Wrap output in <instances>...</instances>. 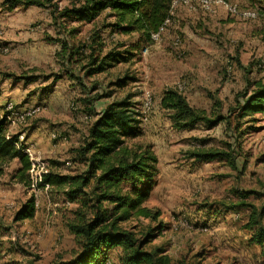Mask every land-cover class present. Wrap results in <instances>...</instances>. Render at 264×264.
<instances>
[{
  "label": "rangeland",
  "instance_id": "obj_1",
  "mask_svg": "<svg viewBox=\"0 0 264 264\" xmlns=\"http://www.w3.org/2000/svg\"><path fill=\"white\" fill-rule=\"evenodd\" d=\"M67 1L58 0V6ZM242 1L229 0L258 12V1L252 6ZM112 21L100 15L97 26ZM79 27L80 35H84L91 25ZM55 32L47 9L28 6L10 10L0 0V77L14 73L38 78L27 87L32 97H36V91L43 94L50 89L53 78L46 77L60 73L54 54L58 45L46 40ZM101 35L107 46L118 47L119 51L131 49L132 56L90 78L70 81L62 76L53 99L59 107L38 105L40 110L34 116L9 126L8 133L18 136L19 131L42 125L38 138L49 149L39 151L30 142L32 155L45 163L47 173L77 174L84 167L77 162L75 151L93 120L89 111L97 113L110 101L130 97L138 113L139 136L128 143L149 145L157 158L153 186L144 205L158 211L159 216L153 222L141 220L155 229L147 247H159L173 260L187 263L264 264V240L262 246L252 242L254 230L244 228L249 208L239 204L249 203L258 209L264 205V115L255 114L254 121L243 123L241 129L246 132L240 138L241 153L236 155L238 168L232 170L225 161H197L190 156L198 150L222 149L231 141L223 122L212 128L198 123L191 130H177L159 105L162 89L180 86V92L195 108L207 112L214 109L225 115L235 107L236 95L245 89L251 91L248 83L264 77L262 18L258 15L246 20L230 16L222 8L208 13L198 6L189 10L180 5L156 43H146L136 33L111 35L104 30ZM120 78L125 80L122 86L110 84ZM146 90L152 105L142 114ZM84 98L90 102H83ZM12 102L17 107L22 105ZM53 130L56 137L51 139ZM18 166L17 159L0 166V262L56 264L69 259L76 244L65 221L74 206L62 191L48 184L47 189L39 184L31 187L29 170V186L11 179ZM29 198L38 205H34L33 217L16 221V212ZM260 222L264 227V214ZM118 252V248L106 251L101 264H121Z\"/></svg>",
  "mask_w": 264,
  "mask_h": 264
},
{
  "label": "trees",
  "instance_id": "obj_2",
  "mask_svg": "<svg viewBox=\"0 0 264 264\" xmlns=\"http://www.w3.org/2000/svg\"><path fill=\"white\" fill-rule=\"evenodd\" d=\"M243 1H248L251 6L254 1H258V15L264 20V0ZM171 2L68 0L64 6H58V0H2V4L10 10L36 6L49 11L56 34L46 40L59 45L55 58L60 73L46 77H53V80L62 76L75 80L90 78L109 71L117 63L127 61L133 51H119L118 47L107 46L102 32L108 29L111 34L136 33L140 40L149 43L150 34L170 18ZM100 15L106 19L112 18L113 21L97 26ZM82 24L91 25L84 35H80L79 31ZM2 76L24 82L35 80L33 76L14 73H3ZM111 83L122 86L125 80L120 78ZM248 86L252 87L251 91L245 89L239 92L235 98V107L229 108L225 115L214 109L207 112L191 106L176 88H167L162 92L159 105L167 112L175 129L191 130L198 123H204L209 128L221 122L225 125V134L231 141L225 142L222 149L194 151L190 153L191 158L197 161H225L229 168L237 170L236 158L241 153L240 138L246 132L241 127L245 122L254 121L255 114L264 115V77L253 80ZM83 102L89 103L90 99L84 98ZM90 111L88 115L93 120L75 151L77 162L84 167L82 172L73 175L48 172L38 185L41 187L48 184L62 191L65 200L74 206L69 210L70 217L65 221V226L72 234L76 247L71 249L69 259L56 264H101L100 258L114 248L119 250L117 257L121 264H201L198 261L187 263L173 260L159 247H147L155 229L148 223L143 224L141 220L153 222L159 216L158 211L144 205L153 186L152 177L156 173L157 158L149 145L128 143L129 139L139 136L138 113L132 108L130 97L110 101L97 113ZM16 140V135L8 133V123L1 115L0 166L17 159L19 166L12 171L10 178L29 186L30 162L27 155L15 146ZM244 168L245 163L239 167L241 173ZM239 204L249 208L244 228L254 230L251 240L262 246L264 227L260 221L264 205L258 209L249 203ZM33 215L34 200L29 198L16 212L15 220L30 219ZM131 221L135 223L126 225ZM261 255L264 260V248ZM24 264L34 263L27 261Z\"/></svg>",
  "mask_w": 264,
  "mask_h": 264
},
{
  "label": "built area",
  "instance_id": "obj_3",
  "mask_svg": "<svg viewBox=\"0 0 264 264\" xmlns=\"http://www.w3.org/2000/svg\"><path fill=\"white\" fill-rule=\"evenodd\" d=\"M184 6L189 10H193L195 6H198L201 10L208 13H215L218 8L224 9L230 16L239 17L241 19L251 20L255 19L258 16V12L256 9L252 8H241L236 4L229 2V0H172L169 17L167 18L163 25L156 31L150 34V41L152 43H156L160 40L161 34L163 33L165 27L170 22L172 15L174 13V9L177 6ZM175 42H178V38L175 39ZM144 53H146V48H144ZM178 91L181 90L180 86L176 88ZM143 105H142V114L148 113L152 105V97L149 91L143 92ZM40 110V106L34 105L25 108L17 107L12 101H7L5 103L3 117L9 126L17 125L18 123L23 122L25 119L34 116ZM52 138H55L56 135L53 133ZM24 140V135L19 134L17 136V140L14 142L15 146L19 148L23 153L27 154L30 158V175L31 179V187H34L37 184L42 183V177L47 171L45 170V163L40 159L34 157L30 151V148L24 144L22 141ZM44 188L47 189L48 185L43 184ZM35 207L38 206L35 201Z\"/></svg>",
  "mask_w": 264,
  "mask_h": 264
},
{
  "label": "crops",
  "instance_id": "obj_4",
  "mask_svg": "<svg viewBox=\"0 0 264 264\" xmlns=\"http://www.w3.org/2000/svg\"><path fill=\"white\" fill-rule=\"evenodd\" d=\"M187 14H189V13H187ZM262 22L264 23V20H262ZM106 30H108V29H106ZM108 34H109V30H108ZM111 35H113V34H111ZM55 44H57V43H55ZM58 49H59V45H58ZM54 54H55V52H54ZM33 70H36V69L33 68ZM52 78L53 77L46 78L45 80H49ZM37 79H35L31 82H24L23 80H13L11 78L0 77V116L4 112L5 103L7 101H14V102L16 101V102H20V103L22 102V105L20 106L21 108L34 106V105H41V106H48L49 107L51 104H56L57 107H59V103H54V101H53V99H55L54 97H56L55 95L57 94V89H59V79H57V80L52 79L53 83H52V86L50 89L44 90L43 94L39 93L41 90L39 92L36 91V94H37L36 97H32V95L28 94L29 89H27V87L31 86L34 82H36ZM67 80H69V78ZM71 80L72 79H70V81ZM19 81H22V83H20ZM152 89H156V87H152ZM165 89H167V88L162 89V91L160 92L159 100H160V97L162 95V92ZM27 124L28 123H25V125H27ZM39 127H42V125H39V126L34 125L33 127H30L28 130L19 131L18 135L19 134L24 135V140L22 141L24 145H26L30 148L31 146L29 144L31 142V143H33L32 146H35V148H38L40 151V150H44L46 148L45 147L46 145L44 144V141L42 140V138H38V132L37 131L39 130ZM53 133H54V130L50 131V138L51 139H53L51 136ZM47 149H49V148H46L45 152L47 151Z\"/></svg>",
  "mask_w": 264,
  "mask_h": 264
}]
</instances>
